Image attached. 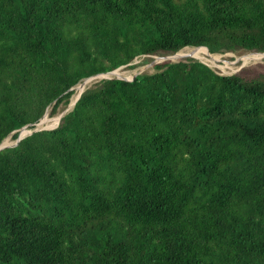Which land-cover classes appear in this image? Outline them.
<instances>
[{"label":"trees","instance_id":"trees-1","mask_svg":"<svg viewBox=\"0 0 264 264\" xmlns=\"http://www.w3.org/2000/svg\"><path fill=\"white\" fill-rule=\"evenodd\" d=\"M187 47L263 54L264 0H0V145ZM154 67L0 151V264H264V66Z\"/></svg>","mask_w":264,"mask_h":264},{"label":"rangeland","instance_id":"rangeland-1","mask_svg":"<svg viewBox=\"0 0 264 264\" xmlns=\"http://www.w3.org/2000/svg\"><path fill=\"white\" fill-rule=\"evenodd\" d=\"M195 48L196 47H187V49L184 48L182 50H185L184 52L189 53ZM250 54H253V53H248V52H245V53L228 52V53H225V54H211V55H214L212 58L210 56H207V55L206 56L205 55L202 56L203 57L202 59H196V58H192V57H189V56L184 57V58H180L178 60H171L170 58H168L170 60H166V62L167 61L179 62V61H184V60H188V59H193V60H197V61H200V62L208 65L211 69H213L215 72H217L220 75L230 76V75L236 74L242 68H245V67H254V66H257L259 64L264 66V59L259 60V61H251V62H249L247 64H244V62H243L244 56H248ZM174 55H166V56H162V57L161 56H157V57H155V56H147V57L143 56L141 58H138L137 60H135L131 64V65H134L135 68H129V67H126V66L125 67H121L120 69H118V71H116L118 74H111V75H109V77L110 78H119V77H121V78L131 79L137 74L140 75L142 73H150V74L151 73H155V72H157V70L154 67L155 64H159V63L165 62V61H163L161 59L164 58V57H171V56H174ZM150 57L153 60L151 62L146 61V58H150ZM103 79H105V78H102V77L94 78L92 80V83L90 84L91 86L89 85L88 88L92 87L96 82H99V81H101ZM87 83H88V80H87ZM75 95H76V90H75ZM75 95L73 96L72 101H73ZM59 110L60 111H59V114L57 116H51L50 115L51 109H49L47 111V114H46V116L48 117V118H46V120H47V121H45L46 123L44 122V124L43 123L39 124V126H37V127L40 128V129H45V128H54L55 126H57V124L60 123V121H61V119L63 117L62 114L65 111H67V110L64 111L63 106H61ZM58 117L60 118L59 119V123L58 122L56 123V121L54 119H56ZM29 130L32 131V129H30L28 127L25 128L24 131L21 133V135L22 134L25 135V133H26L25 131H29ZM7 140L8 141L7 142L5 141L4 145H12V144L15 143V140H13L12 137H9Z\"/></svg>","mask_w":264,"mask_h":264},{"label":"bare ground","instance_id":"bare-ground-1","mask_svg":"<svg viewBox=\"0 0 264 264\" xmlns=\"http://www.w3.org/2000/svg\"><path fill=\"white\" fill-rule=\"evenodd\" d=\"M187 49V48H186ZM189 49V48H188ZM203 49V48H202ZM201 48H195V49H193L191 52H189V53H187V52H184L185 50H181V51H179L178 53H176L174 56H171V57H169L171 60H178V59H180V58H184V57H187V56H189V57H192V58H196V59H202L203 57L202 56H210L211 58L214 56V55H211L210 53H208L207 51V53H204L203 52V50H202ZM262 59H264V54H258V53H255V54H250V55H248V56H244V60H243V62H244V64H247V63H249V62H251V61H259V60H262ZM116 70V69H115ZM115 74H118L117 72L115 73ZM101 77H105L104 75L103 76H101ZM127 79V78H126ZM93 80V79H92ZM92 80H88V83H87V80L86 81H84L83 83H81V84H79V85H77L76 86V88H75V90H76V95H75V97H74V99H73V101L72 102H74L75 100H76V98L78 97V95L80 94V93H82L84 90H86L88 87H89V85L92 83ZM91 86V85H90ZM46 118H48L47 116L41 121V123L40 124H44V122L45 121H47L46 120ZM59 117L58 118H56V119H54L55 121H56V123L58 122L59 123ZM46 123V122H45ZM58 125V124H57ZM38 126H39V124H38ZM37 127V126H36ZM36 127L34 128V129H36ZM38 128V127H37ZM25 129V128H24ZM24 129L22 130V132L24 131ZM34 129H32V131L34 130ZM26 133H25V135H21V137H25V136H27V135H29L30 133H31V130H29V131H25ZM8 140H6V142H7Z\"/></svg>","mask_w":264,"mask_h":264},{"label":"water","instance_id":"water-1","mask_svg":"<svg viewBox=\"0 0 264 264\" xmlns=\"http://www.w3.org/2000/svg\"><path fill=\"white\" fill-rule=\"evenodd\" d=\"M263 54H264V53H263ZM168 58H169V57H164V58H162L161 60H163V61L170 60V59H168ZM118 69H120V68H118ZM118 69L115 70V71H111V72H108V73H105V74H101V75H97V76H94V77L88 78V79H86V80H92V79H94V78L101 77V76L104 75L105 77H102V78H105V79H119V80H125V81H133V80L136 78V76L139 75V74H137V75H135V76H134L133 78H131V79H126V78H121V77H119V78H110L109 75H111V74H115V72L118 71ZM86 80H84V81H86ZM75 88H76V87H75ZM75 88H74V90H75ZM84 91H85V90H84ZM84 91H83V92H84ZM83 92L80 93V94L78 95V97L76 98V100H75L74 102L71 101V103L69 104V107H68L67 111H65V112L62 114V116H64L66 113L70 112V111L75 107L77 101L79 100V98L81 97V95L83 94ZM45 116H46V114L44 115V117H45ZM44 117H43V118H44ZM41 121H42V120H41ZM41 121H40L38 124H40ZM38 124H37L36 126H38ZM58 125H59V124H58ZM58 125L55 126L54 128L58 127ZM24 128H27V126L24 127ZM24 128H22V130H23ZM54 128L40 129V128H37V127H36V129H34L33 131H31V133H30L29 135L33 134L34 132H38V131H42V130H51V129H54ZM14 133H15V132H14ZM27 136H28V135H27ZM27 136H25V137H27ZM9 137H12V135H10ZM9 137H8V138H9ZM25 137H21V134H20L19 137L15 140V143L12 144V145H4L5 141L8 139V138H6V139L1 143V145H0V151L4 150V149H6V148H10V147H15V146H17V145L20 143V141H21L22 139H24Z\"/></svg>","mask_w":264,"mask_h":264}]
</instances>
